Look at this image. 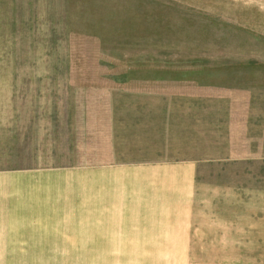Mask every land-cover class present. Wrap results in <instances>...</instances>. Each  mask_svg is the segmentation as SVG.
Instances as JSON below:
<instances>
[{"label": "rangeland", "instance_id": "1", "mask_svg": "<svg viewBox=\"0 0 264 264\" xmlns=\"http://www.w3.org/2000/svg\"><path fill=\"white\" fill-rule=\"evenodd\" d=\"M0 264H264V0H0Z\"/></svg>", "mask_w": 264, "mask_h": 264}]
</instances>
